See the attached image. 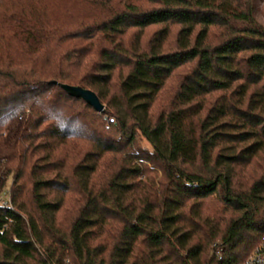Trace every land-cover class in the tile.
<instances>
[{
	"label": "trees",
	"instance_id": "16d2710c",
	"mask_svg": "<svg viewBox=\"0 0 264 264\" xmlns=\"http://www.w3.org/2000/svg\"><path fill=\"white\" fill-rule=\"evenodd\" d=\"M9 183L0 264H244L264 240L251 4L0 0V191Z\"/></svg>",
	"mask_w": 264,
	"mask_h": 264
},
{
	"label": "rangeland",
	"instance_id": "374dc122",
	"mask_svg": "<svg viewBox=\"0 0 264 264\" xmlns=\"http://www.w3.org/2000/svg\"><path fill=\"white\" fill-rule=\"evenodd\" d=\"M250 3L253 9V13H254V17L256 18V20L258 21L259 24H261L262 26H264V0H244V3ZM159 30V27H152L149 30H147V32L145 33V41L146 42H150L151 39L153 38L154 34ZM218 35V37L220 36L219 32L216 31L215 36L212 38L214 44L218 43V40L215 38ZM174 40V39H173ZM172 48H175L174 46H171ZM193 64L187 66V68L182 69L179 73H178V78L173 80L172 82L169 83V87H168V92L165 94V96L162 98L161 101V106H158L156 109V115L161 114L163 111L167 110L166 108H168L169 106L167 105V103H171V100L173 98V96L175 95V93L178 90L179 87V79L180 77H182L186 72H189L191 69H193ZM167 105V106H166ZM142 145L146 148H151L150 144L145 140L142 139ZM260 166L258 165V168ZM157 180L160 181L161 180V174H159L157 176ZM10 187H11V183H9L7 185V187L5 189H3L2 191H0V193L2 195H7L8 192H10ZM219 209H222V207L216 203V202H211V204L208 205V211L209 214H215V212L219 211ZM222 212V211H221Z\"/></svg>",
	"mask_w": 264,
	"mask_h": 264
},
{
	"label": "water",
	"instance_id": "95a60500",
	"mask_svg": "<svg viewBox=\"0 0 264 264\" xmlns=\"http://www.w3.org/2000/svg\"><path fill=\"white\" fill-rule=\"evenodd\" d=\"M61 87L69 96L84 100L98 113H103L105 111V106L102 104L99 96L94 91L70 85H61Z\"/></svg>",
	"mask_w": 264,
	"mask_h": 264
},
{
	"label": "built area",
	"instance_id": "2783aa9c",
	"mask_svg": "<svg viewBox=\"0 0 264 264\" xmlns=\"http://www.w3.org/2000/svg\"><path fill=\"white\" fill-rule=\"evenodd\" d=\"M108 120L110 123L113 122V119L111 118H108ZM0 207L9 209L14 208L10 192H8L5 196L0 193ZM244 264H264V240L259 244Z\"/></svg>",
	"mask_w": 264,
	"mask_h": 264
}]
</instances>
